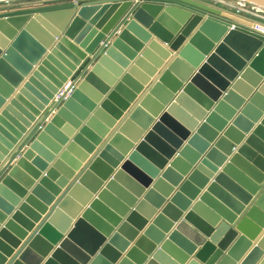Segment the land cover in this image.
Segmentation results:
<instances>
[{"label":"water","instance_id":"95a60500","mask_svg":"<svg viewBox=\"0 0 264 264\" xmlns=\"http://www.w3.org/2000/svg\"><path fill=\"white\" fill-rule=\"evenodd\" d=\"M254 26L206 0L0 12V264H264Z\"/></svg>","mask_w":264,"mask_h":264},{"label":"rangeland","instance_id":"374dc122","mask_svg":"<svg viewBox=\"0 0 264 264\" xmlns=\"http://www.w3.org/2000/svg\"><path fill=\"white\" fill-rule=\"evenodd\" d=\"M42 1V0H41ZM41 1L39 0H24V1H8V3H2L3 8H16V9H20V8H24L26 6H41ZM208 2H214L222 7L225 8H230L232 10H234V7H232V5H234V3L231 0H206ZM41 2V3H40ZM1 6V5H0ZM250 7V6H249ZM248 5H246V7H244L245 10L253 12L254 14H257L259 16H263L264 17V12H257L256 10L249 8ZM250 15V14H249ZM62 101V100H61Z\"/></svg>","mask_w":264,"mask_h":264},{"label":"built area","instance_id":"2783aa9c","mask_svg":"<svg viewBox=\"0 0 264 264\" xmlns=\"http://www.w3.org/2000/svg\"><path fill=\"white\" fill-rule=\"evenodd\" d=\"M234 3V5H232V7H234V10L235 11H237V12H239V13H241V14H246V15H248V16H250V17H252V18H256V19H258V20H263L264 21V17L263 16H259V15H257V14H254L253 12H250V11H247V10H245L244 9V7H246V4H237V3H235V2H233ZM249 7V6H248ZM249 8H252V9H254V10H256L257 12H259V13H261V12H264V11H260V10H258V9H256V8H253V7H249ZM250 14V15H249ZM258 31H261V30H258ZM70 92H71V89H69L68 87H66L65 88V92H62V93H64V98L66 97V96H68L69 94H70Z\"/></svg>","mask_w":264,"mask_h":264},{"label":"crops","instance_id":"0c3cea01","mask_svg":"<svg viewBox=\"0 0 264 264\" xmlns=\"http://www.w3.org/2000/svg\"><path fill=\"white\" fill-rule=\"evenodd\" d=\"M11 2L12 1H21V0H10ZM9 1V2H10ZM22 1H24V0H22ZM39 1H41V0H39ZM64 1H69V0H42L40 3H41V5H53V4H58V3H60V2H64ZM2 3H5V2H2ZM2 3H0V12H7L8 10H16V8H8V9H6V8H3V4ZM26 7H37V6H26ZM19 9V8H18ZM20 9H25V7L24 8H20ZM167 81V83H165L166 84V86L169 84V85H172V86H175L176 84H177V81L174 79H172V80H166ZM171 83V84H170Z\"/></svg>","mask_w":264,"mask_h":264},{"label":"bare ground","instance_id":"6f19581e","mask_svg":"<svg viewBox=\"0 0 264 264\" xmlns=\"http://www.w3.org/2000/svg\"><path fill=\"white\" fill-rule=\"evenodd\" d=\"M8 1H10V0H7L6 2H8ZM0 3H2V2H0ZM254 29H256V30H261V31H263L264 32V28L261 26V27H259V26H254ZM71 81H69L68 83H70ZM66 85H67V83H65L64 84V86L62 87V89L60 90V93L56 96V99L60 96V94L62 93V92H65V87H66Z\"/></svg>","mask_w":264,"mask_h":264}]
</instances>
